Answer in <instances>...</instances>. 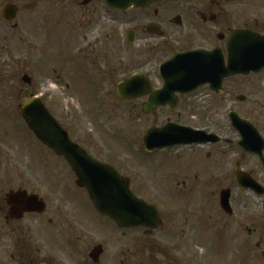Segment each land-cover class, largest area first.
<instances>
[{
    "label": "flooded vegetation",
    "instance_id": "obj_1",
    "mask_svg": "<svg viewBox=\"0 0 264 264\" xmlns=\"http://www.w3.org/2000/svg\"><path fill=\"white\" fill-rule=\"evenodd\" d=\"M68 1L81 12L60 14L71 16L69 22L80 23L87 28L84 37H91L87 45L65 56L74 61L77 76L73 79L86 80L85 90L95 96H108L114 90L120 96L119 85L139 77L140 85L150 91L129 102L143 111L150 94L159 93L164 85L162 65L177 54L202 51L211 59L222 60L227 68L231 55L246 60L249 47H264V0H141L125 11L111 8L106 0ZM44 2L35 0L27 12H45ZM37 4L43 9L38 11ZM7 6H16L14 21L2 18ZM0 8L1 20L19 28L16 20L23 12L21 5L9 0ZM46 17L41 15L39 21L30 18L27 27L42 30ZM59 73L64 78L68 69L62 64ZM240 75L245 76H229L224 83ZM27 84L31 86L33 79ZM193 94L178 93V107ZM162 108L176 109L167 104L151 115L156 116ZM18 116L26 127L25 138L0 142V264H264V213L257 222L251 212L241 210L248 206L239 208L232 202L233 191L242 189L237 176L238 167L243 169L241 162L234 171L211 177V185L204 184L198 174L170 175L166 192L170 206L165 209L166 201L159 200L163 210L158 209L156 221L119 225L96 210L63 157L53 152L68 169H47L43 150L49 147L28 128L19 105ZM62 125L73 141L83 146L67 125ZM31 134L38 141L33 153L36 158H32L27 139ZM207 187L210 198L205 201ZM223 190L231 192L228 211L221 206Z\"/></svg>",
    "mask_w": 264,
    "mask_h": 264
},
{
    "label": "rangeland",
    "instance_id": "obj_2",
    "mask_svg": "<svg viewBox=\"0 0 264 264\" xmlns=\"http://www.w3.org/2000/svg\"><path fill=\"white\" fill-rule=\"evenodd\" d=\"M7 1L0 0V6ZM13 1L23 9L16 20L19 28L1 20L0 8V142L25 138L18 105L26 97L40 95L75 139L92 154L115 164L133 181L137 195L157 209L163 210L159 200H167L170 175L174 173L192 177L198 174L204 184L211 185V177L234 171L236 163L241 162L242 168L252 172L264 185V167L259 157L239 144L241 134L229 116L231 111H236L254 124L264 137V71L226 80L223 94L216 93L209 85L202 86L175 110L162 108L156 116L146 114L136 103L125 102L115 90L108 96H95L85 90L83 81L86 80L73 79L77 76L74 75V61L65 56H71L78 46L84 47L91 41L90 36L84 37L87 28L80 23H70L71 16L60 14L81 12L76 5L68 0H64V5L58 0H46L45 12H27L35 0ZM41 7L37 4L38 11L43 9ZM41 15L47 16L42 30L27 27L30 18L39 21ZM62 64L68 69L64 78L59 73ZM25 74L33 79L31 86L22 80ZM155 83L161 85L159 80ZM242 95L244 100L239 99ZM169 120L216 134L220 138L219 146L205 143L192 145L193 149L187 145L149 153L143 145L147 130L162 127ZM27 139L32 158H36L33 153L38 141L33 134ZM43 153L47 169H68L49 148ZM219 191L217 188L218 194ZM168 194L174 196L170 191ZM203 197L209 200V187L204 189ZM232 202L239 208L248 206L241 210L251 212L257 222L263 217L264 195L261 197L251 190L238 188L233 191ZM169 206L164 202L165 209Z\"/></svg>",
    "mask_w": 264,
    "mask_h": 264
},
{
    "label": "water",
    "instance_id": "obj_3",
    "mask_svg": "<svg viewBox=\"0 0 264 264\" xmlns=\"http://www.w3.org/2000/svg\"><path fill=\"white\" fill-rule=\"evenodd\" d=\"M141 0H106L111 8L128 9L133 3L140 4ZM17 12L16 6H7L3 19L13 21ZM250 53L246 60L230 56L226 68L222 60L211 59L206 53L190 52L179 54L162 67L165 87L159 92L150 94V101L145 105L146 112H153L160 105L170 103L172 108L177 106L175 92L192 93L203 85L210 83L211 88L221 93L225 77L237 73H250L264 68V47H249ZM259 50L262 51L258 52ZM24 81L31 78L24 75ZM141 78L135 77L119 86V94L126 100L146 94L149 87L140 85ZM20 113L29 128L46 145L58 155L63 156L72 166L78 177V184L88 190L96 209L111 218L119 225H139L154 222L158 219L155 206L138 198L130 188L128 179L122 177L117 170L106 163L96 160L80 145L73 142L68 132L59 124L55 116L47 108L42 98L33 96L25 99L20 105ZM234 127L241 135V145L250 152L259 155L264 165V139L258 130L248 121L242 119L237 112H230ZM215 134H208L177 124H168L160 129H150L144 139L147 150L162 149L179 144H192L218 141ZM237 176L241 186L251 188L259 195L264 188L248 173L238 167ZM230 190L221 193V205L224 210H230Z\"/></svg>",
    "mask_w": 264,
    "mask_h": 264
}]
</instances>
